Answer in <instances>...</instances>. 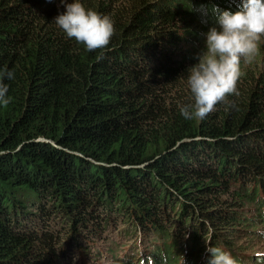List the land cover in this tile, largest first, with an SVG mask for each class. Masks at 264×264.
<instances>
[{"label":"trees","instance_id":"16d2710c","mask_svg":"<svg viewBox=\"0 0 264 264\" xmlns=\"http://www.w3.org/2000/svg\"><path fill=\"white\" fill-rule=\"evenodd\" d=\"M79 2L113 22L106 48L59 29L60 0H0V264H75L116 233L122 264H264V46L235 107L180 111L211 10L240 0Z\"/></svg>","mask_w":264,"mask_h":264},{"label":"clouds","instance_id":"9594fccd","mask_svg":"<svg viewBox=\"0 0 264 264\" xmlns=\"http://www.w3.org/2000/svg\"><path fill=\"white\" fill-rule=\"evenodd\" d=\"M60 3L65 11L54 22L68 38L84 45L88 51L109 45L114 35V25L109 17L86 9L79 0L71 3L60 0ZM238 7L236 12L211 10L215 26L205 34V49L195 57L198 63L188 69L187 85L194 102L180 109L185 119L195 116L203 120L221 103L235 107L227 97L239 95L237 82L242 75L241 58L245 63H251L264 37V0H240ZM13 77L12 71H0V105L5 107L10 98L8 86L3 81ZM206 251L211 255L208 264H237L230 253L212 247H207ZM162 264H167L166 257L162 258Z\"/></svg>","mask_w":264,"mask_h":264},{"label":"rangeland","instance_id":"374dc122","mask_svg":"<svg viewBox=\"0 0 264 264\" xmlns=\"http://www.w3.org/2000/svg\"><path fill=\"white\" fill-rule=\"evenodd\" d=\"M209 30L205 29L204 33H207ZM206 39V36L204 37ZM197 44V52L192 53L194 56H198L205 49V40H195ZM264 46V37H262L261 42L259 43ZM53 222V221H52ZM119 228V229H118ZM123 226L118 223V226L115 227V231L122 229ZM109 234V233H108ZM107 234V235H108ZM111 234V233H110ZM131 236L119 237L116 234H111V236H94L88 237L89 247L91 248V257L83 258L84 256L78 257L75 264H122L123 256V245L121 243L128 242ZM119 243V244H118ZM260 247V246H259ZM264 252V246H262ZM126 259V258H125Z\"/></svg>","mask_w":264,"mask_h":264}]
</instances>
